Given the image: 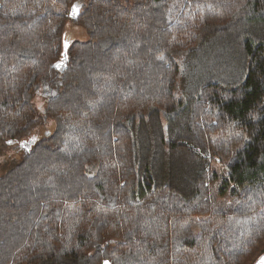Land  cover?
<instances>
[{
    "label": "trees",
    "instance_id": "16d2710c",
    "mask_svg": "<svg viewBox=\"0 0 264 264\" xmlns=\"http://www.w3.org/2000/svg\"><path fill=\"white\" fill-rule=\"evenodd\" d=\"M77 1L0 0V146L55 122L0 177V264H253L264 0H86L72 20ZM69 21L87 41L63 43ZM198 51L235 81L180 100L172 55Z\"/></svg>",
    "mask_w": 264,
    "mask_h": 264
},
{
    "label": "rangeland",
    "instance_id": "374dc122",
    "mask_svg": "<svg viewBox=\"0 0 264 264\" xmlns=\"http://www.w3.org/2000/svg\"><path fill=\"white\" fill-rule=\"evenodd\" d=\"M85 2L86 0H78L76 2L75 8L79 11L81 6ZM87 40L88 35L82 27L74 25V23L71 21L66 24L63 33V43ZM194 54L196 55L193 56L192 54H189V56H185L184 54H182L180 56L175 52L172 55L175 63L179 67L181 66L182 68V76L179 79L180 86L177 89V95L180 100H182V96L187 97L189 93H191L192 84H196V82H198L201 78L205 77L206 79H204V81H206L215 76H223L224 79L227 77L230 83L235 81L234 79L236 75H234V73L236 72V66H238V63L235 59L231 61L227 68H224L225 70H222V73L228 70L226 74L221 75L204 69L205 64L203 62L209 59V53H201L200 51H198ZM210 61L214 60L211 59ZM232 63H235V65H232ZM33 103L38 113V116H40V111L43 110L45 101L39 95L34 98ZM54 130L55 122L53 120L48 119L42 126L39 125L38 128L33 129L31 133L27 137L23 138L20 142H13L9 146H0V177L4 176L7 173V171L13 166V163L18 164V162L22 158V150L28 151L36 140L43 137L44 134L46 135L47 132H54ZM21 145H23V147H21Z\"/></svg>",
    "mask_w": 264,
    "mask_h": 264
},
{
    "label": "water",
    "instance_id": "95a60500",
    "mask_svg": "<svg viewBox=\"0 0 264 264\" xmlns=\"http://www.w3.org/2000/svg\"><path fill=\"white\" fill-rule=\"evenodd\" d=\"M75 6H73V7H71V9H70V13H69V18L70 19H72V20H75V19H77V15H78V13H79V11L78 12H73V8H74ZM64 58H66L65 57V54H64V56H63ZM64 68H65V64H61L60 65V67H57V66H55V69L58 71V72H60V73H63V71H64ZM49 134H46V136H48ZM261 256H264V254H262ZM260 256V257H261ZM260 257L253 263V264H257V261L260 259Z\"/></svg>",
    "mask_w": 264,
    "mask_h": 264
},
{
    "label": "snow or ice",
    "instance_id": "6c2138e0",
    "mask_svg": "<svg viewBox=\"0 0 264 264\" xmlns=\"http://www.w3.org/2000/svg\"><path fill=\"white\" fill-rule=\"evenodd\" d=\"M73 12H78V9H76L75 7L73 8ZM65 47H67V45H65ZM59 67V65L57 66ZM9 144H11V141L8 142ZM21 147H23V145H21ZM105 264H108L107 261H105ZM257 264H264V256H261L260 259L257 261Z\"/></svg>",
    "mask_w": 264,
    "mask_h": 264
}]
</instances>
